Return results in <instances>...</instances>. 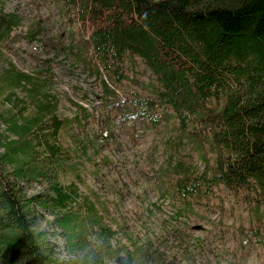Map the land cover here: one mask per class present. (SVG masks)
<instances>
[{"label": "trees", "instance_id": "1", "mask_svg": "<svg viewBox=\"0 0 264 264\" xmlns=\"http://www.w3.org/2000/svg\"><path fill=\"white\" fill-rule=\"evenodd\" d=\"M58 1L78 21L84 33L80 40L92 53L89 60L96 70L110 80L129 79L151 93V99L136 95L129 100L137 114L154 121L152 110L170 108L165 118H175L203 160L204 188L241 192L250 204L249 216L261 225L264 0ZM13 25L11 15L0 13V40ZM134 56L151 70L152 81L122 73L123 61L133 62ZM5 72L13 84L29 79L28 73L10 66ZM8 118L17 137L10 141L9 156L0 152V264H172L150 237L130 245V234L124 232L129 243L115 241L117 229L101 221L94 201L84 198L78 206H68L80 193L74 183L64 185L57 170L70 148L48 137L56 138L70 118L52 115L39 122L36 113L19 121L16 112ZM40 135L45 136L42 142ZM37 157L52 170L51 193L38 203L52 215L48 223L63 234L62 249L36 222L32 204L39 195L25 196L3 170L5 162L17 161L19 177L43 173L37 164L23 167ZM247 227L254 232L251 218Z\"/></svg>", "mask_w": 264, "mask_h": 264}, {"label": "rangeland", "instance_id": "2", "mask_svg": "<svg viewBox=\"0 0 264 264\" xmlns=\"http://www.w3.org/2000/svg\"><path fill=\"white\" fill-rule=\"evenodd\" d=\"M0 13L15 21L0 40V152L9 156L10 141L17 137L11 113L19 121L36 113L39 122L52 115L68 117L70 123L56 131V138L46 136L70 148L57 170L61 182L74 183L80 193L68 206L84 198L94 201L101 221L117 229L115 241L129 243L124 232L130 245L150 237L172 264H264V219L258 225L249 216L250 204L241 192L204 188L203 160L175 118H165L164 111L171 109L152 110L154 121L137 114L129 100L136 95L151 99V93L96 70L80 40L84 33L78 21L60 1L0 0ZM9 66L29 79L11 83L4 75ZM121 71L153 80L138 56L133 62L126 58ZM17 164L5 162L4 172L25 196L39 195L32 204L36 222L62 249L63 234L48 223L52 215L38 203L51 193L52 170L37 157L23 167L37 164L43 173L22 178L15 173ZM249 218L254 232L248 230Z\"/></svg>", "mask_w": 264, "mask_h": 264}, {"label": "bare ground", "instance_id": "3", "mask_svg": "<svg viewBox=\"0 0 264 264\" xmlns=\"http://www.w3.org/2000/svg\"><path fill=\"white\" fill-rule=\"evenodd\" d=\"M53 176V175H52ZM56 179V178H55ZM115 220V219H114ZM53 243V242H52Z\"/></svg>", "mask_w": 264, "mask_h": 264}]
</instances>
